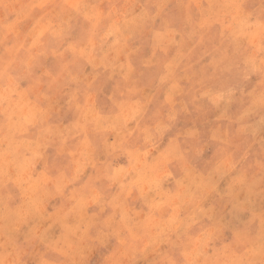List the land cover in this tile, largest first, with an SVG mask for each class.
<instances>
[{
	"label": "rangeland",
	"instance_id": "obj_1",
	"mask_svg": "<svg viewBox=\"0 0 264 264\" xmlns=\"http://www.w3.org/2000/svg\"><path fill=\"white\" fill-rule=\"evenodd\" d=\"M0 264H264V0H0Z\"/></svg>",
	"mask_w": 264,
	"mask_h": 264
},
{
	"label": "bare ground",
	"instance_id": "obj_2",
	"mask_svg": "<svg viewBox=\"0 0 264 264\" xmlns=\"http://www.w3.org/2000/svg\"><path fill=\"white\" fill-rule=\"evenodd\" d=\"M239 7V6H238ZM231 12V11H230ZM5 155V154H4ZM4 158V157H3ZM22 184V183H21ZM27 209V208H26ZM18 212V211H17ZM21 218V217H20ZM17 226V225H16Z\"/></svg>",
	"mask_w": 264,
	"mask_h": 264
}]
</instances>
